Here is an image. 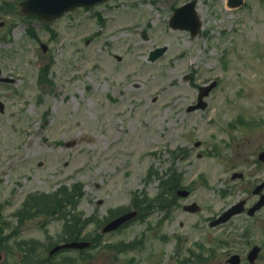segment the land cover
Wrapping results in <instances>:
<instances>
[{"label":"rangeland","instance_id":"obj_1","mask_svg":"<svg viewBox=\"0 0 264 264\" xmlns=\"http://www.w3.org/2000/svg\"><path fill=\"white\" fill-rule=\"evenodd\" d=\"M21 1L0 0L1 264H194L211 216L264 181V0H194L195 37L169 26L188 0H107L47 22ZM191 201L200 213L182 210ZM75 234L95 247L49 260Z\"/></svg>","mask_w":264,"mask_h":264},{"label":"flooded vegetation","instance_id":"obj_2","mask_svg":"<svg viewBox=\"0 0 264 264\" xmlns=\"http://www.w3.org/2000/svg\"><path fill=\"white\" fill-rule=\"evenodd\" d=\"M261 151H264V149L260 150L256 154L254 163L260 168H263L264 161L260 160L259 158V153ZM259 185H262V187L256 191ZM252 194L254 196V200L251 202L245 200L244 204L241 205L243 206V212L230 218L226 223L211 226V223H213L235 203L228 204L226 207L221 209L220 213L211 216V218L208 220L209 228L210 231H215L213 235L207 236L204 248L202 247L203 254H199L198 258H193L194 264H264V205L257 207V202L260 200L262 194H264V181L257 184L253 188ZM172 198L178 200L176 197ZM175 202L174 207L178 206V204H175ZM165 206L166 205H164V208H166ZM254 207H256V209L252 214H250L249 210ZM74 236L75 237L68 236V238L66 240H62L60 244L84 239V237L81 235ZM85 240L90 243L89 247L93 249V246H95L93 240ZM66 250L81 252L77 249H61L52 255H49V250V260H52L50 257ZM253 250H255V252L250 258V251ZM175 252L177 253V249L174 250V253ZM3 254L5 255L3 250L0 249V256H3ZM232 256H236L237 258L232 261ZM190 263L192 262H186L185 264ZM46 264L50 263L47 262ZM158 264H161V261H159Z\"/></svg>","mask_w":264,"mask_h":264},{"label":"water","instance_id":"obj_3","mask_svg":"<svg viewBox=\"0 0 264 264\" xmlns=\"http://www.w3.org/2000/svg\"><path fill=\"white\" fill-rule=\"evenodd\" d=\"M105 0H26L21 4L22 12L25 14L30 15H36L41 20L50 21L52 19L60 17L62 14H64L66 11L72 10L78 6H91L100 2H103ZM242 3V0H228V6L229 7H237ZM170 27L173 29L179 28V29H185L188 30L192 37L196 36L199 33L200 30V21L198 16L196 15L194 11V2L185 4L179 8H177L172 16V18L169 21ZM41 48L45 50V46L41 44ZM166 48H157L150 52L149 54V60L154 61L159 56H161L165 52ZM1 81H7L6 79L0 78ZM215 85V82L211 83L209 86L200 88L199 93V104L197 106L191 107L189 110H195L198 107H203L204 104H201V99L207 95L208 91ZM0 112H2V105L0 104ZM236 176H233L235 178ZM260 187L256 190L258 191ZM177 194L181 197H185L187 195V191L179 190ZM264 203V196L261 197V200L258 205ZM241 204L243 202H240L238 205L233 206L230 208L227 212L224 213V215L217 220V223L224 222L228 220L232 215L238 214L242 211ZM198 207L196 208V204H193L191 206H186L184 210L195 212L198 211ZM254 211V208L251 209L249 212L252 213ZM135 216V213H127L124 214L115 220L109 222L102 230V232H110L118 228L121 224L128 221L132 217ZM89 244L86 242H73L69 243L63 246H57L54 248L53 251H56L61 248H85ZM2 260V256H0V261Z\"/></svg>","mask_w":264,"mask_h":264},{"label":"trees","instance_id":"obj_4","mask_svg":"<svg viewBox=\"0 0 264 264\" xmlns=\"http://www.w3.org/2000/svg\"><path fill=\"white\" fill-rule=\"evenodd\" d=\"M36 201H37V202L35 203V206L38 207V208H37V211H39V210H40L39 207L42 206L40 202H43V204H44V201H42L41 198L38 199V200L36 199ZM46 204H47V203H45L43 206H45ZM75 235H76V234H75ZM70 237H75V236H70Z\"/></svg>","mask_w":264,"mask_h":264}]
</instances>
